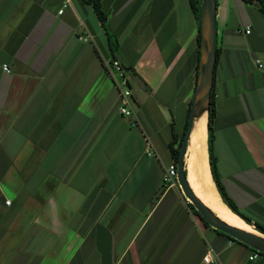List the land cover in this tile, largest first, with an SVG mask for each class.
Instances as JSON below:
<instances>
[{
	"label": "crops",
	"instance_id": "crops-1",
	"mask_svg": "<svg viewBox=\"0 0 264 264\" xmlns=\"http://www.w3.org/2000/svg\"><path fill=\"white\" fill-rule=\"evenodd\" d=\"M101 3L105 25L85 0H0V264H264L163 182L200 74L190 0ZM216 21L218 175L240 213L264 226V13L258 1L217 0ZM201 113L199 170L218 208L252 227L213 177L207 103L194 116L187 180L194 190Z\"/></svg>",
	"mask_w": 264,
	"mask_h": 264
},
{
	"label": "water",
	"instance_id": "water-1",
	"mask_svg": "<svg viewBox=\"0 0 264 264\" xmlns=\"http://www.w3.org/2000/svg\"><path fill=\"white\" fill-rule=\"evenodd\" d=\"M203 11H202V59L200 74L198 83L196 86L192 108L189 115V123L182 144L179 149V156L177 161L178 179L182 193L184 194L187 201L195 207L199 212L200 216L207 221L213 228L224 232L235 240L251 247L252 249L264 253V234H256L250 231L232 226L222 218H220L209 206H207L195 193L187 180L186 172L184 170L185 165V152L188 144V140L193 128L194 116L196 111L199 109V105L208 104L211 96V90L214 83L215 66L217 62V50H218V33H217V0H202ZM205 13L209 17V33H210V44L208 51L206 52V43L204 35L205 26ZM205 60V65H204ZM203 92V97L200 98L199 93ZM199 99L201 100L199 102ZM202 105V106H203Z\"/></svg>",
	"mask_w": 264,
	"mask_h": 264
},
{
	"label": "trees",
	"instance_id": "trees-1",
	"mask_svg": "<svg viewBox=\"0 0 264 264\" xmlns=\"http://www.w3.org/2000/svg\"><path fill=\"white\" fill-rule=\"evenodd\" d=\"M85 1L87 3H90V4L93 5V8H94L98 18L100 19L102 24L105 25L106 21H107V14L104 12V10L102 8L101 0H85ZM243 1H245L247 3H254L256 1L260 2L261 3V11L264 13V0H243ZM190 5L192 7V10L194 12V16H195V19H196L197 25H198V35H197L198 49H199L198 69H200V60H201V56H202V52H201L202 51V39H203V34H202V23H203V19H202V11H203L202 0H190ZM110 44H111V46L113 48H115V42L112 40L111 36H110ZM218 57H219V51L217 50V60H218ZM216 65H217V62H216ZM215 68H216V66H215ZM198 79H199V73L197 74L196 85L198 83ZM192 104H193V100L190 102V106H189V110H188L186 129H187V125L189 123V115H190V111H191V108H192ZM215 118H216V99H215L214 88L212 87L211 96H210V100H209V115H208V133H209V150H210L211 170H212L213 177H214V179H215V181L217 183V186H218V188H219V190H220V192L222 194V197L225 200V202L230 206V208L233 211H235L236 213L241 214L240 211L238 210L237 206L235 205V203L228 197L224 187L220 183L218 170H217V158H216V156H215V154L213 152L214 120H215ZM182 140H183V138L178 140L177 134L173 130V140L169 143V147H170L172 156H173L176 164H177V161H178L179 149H180ZM189 205L193 208V210H195V212L198 215H200L199 212L193 206V204L189 203ZM242 217L249 224H253L255 230L259 231L261 234H264V226L260 225L259 223H252L251 220L249 218H246L244 215H242ZM205 223L208 226H211L207 221H205ZM220 232L225 234L222 231H220ZM225 235L228 236L231 240L239 242V241L235 240L234 238L230 237L229 235H227V234H225ZM239 243H241V242H239ZM241 244H243V243H241Z\"/></svg>",
	"mask_w": 264,
	"mask_h": 264
},
{
	"label": "bare ground",
	"instance_id": "bare-ground-1",
	"mask_svg": "<svg viewBox=\"0 0 264 264\" xmlns=\"http://www.w3.org/2000/svg\"><path fill=\"white\" fill-rule=\"evenodd\" d=\"M209 29H210V27H209V17H208V14L205 13L204 35H205V43H206V48H205L206 52L208 51V47H209V44H210ZM199 95L201 97H203V92L201 91L199 93ZM202 105H200L198 111H200L201 109L204 108V105L203 106ZM205 131H206L205 130V118H204V115L201 113L196 119L195 130H194V134H193V137H192L193 147L191 148V157H190V160H189V164H190V175H189V178H190V182H191V184H192V186L194 188V191L198 195V197L207 206H209L212 210H214L216 213L221 215L220 214L221 210L218 208V205H217V204L220 203V200L218 199V196L216 195V193L214 191L212 183L207 178L206 172L199 170L200 162L196 161V160L203 161V156L200 155V154L199 155L194 154V146H197V145L199 146V144L204 140V136L206 135ZM196 156H197V158L199 156L200 159L199 158L197 159ZM201 165H202V163H201ZM198 170L200 171V173L198 174V177H197L195 172L198 171ZM229 224H231V223H229ZM231 225L232 226H236L238 228H241V227H239L237 225H234V224H231ZM244 230H246V229H244ZM247 231H249V230H247ZM252 233H254V232H252Z\"/></svg>",
	"mask_w": 264,
	"mask_h": 264
},
{
	"label": "built area",
	"instance_id": "built-area-1",
	"mask_svg": "<svg viewBox=\"0 0 264 264\" xmlns=\"http://www.w3.org/2000/svg\"><path fill=\"white\" fill-rule=\"evenodd\" d=\"M250 30L247 28L246 33H249ZM257 65L262 67L263 64L261 60L256 61ZM114 65L120 69V65L117 61L114 62ZM7 68V66H5ZM124 85H127V80H124ZM131 92L129 90H125L123 92V107L121 108V113L125 116H130L132 115V110L129 108V98H130ZM163 182L169 187H174V186H179V179H178V169H177V164H172L167 170L166 173L164 174L163 177ZM6 204L10 205L11 201L7 200ZM260 254V252L256 251L254 252L253 255L250 256V259H253L257 257ZM211 259L210 253L207 254V256L204 258L205 262H209Z\"/></svg>",
	"mask_w": 264,
	"mask_h": 264
},
{
	"label": "rangeland",
	"instance_id": "rangeland-1",
	"mask_svg": "<svg viewBox=\"0 0 264 264\" xmlns=\"http://www.w3.org/2000/svg\"><path fill=\"white\" fill-rule=\"evenodd\" d=\"M202 5H203V3H202ZM204 62H205V60H204ZM188 126V125H187ZM186 130L187 129H185V133H186ZM185 133L183 134V138H184V136H185ZM179 188H180V185L178 186ZM181 189V188H180ZM218 214V213H217ZM221 215V217L222 218H224L226 221H229L231 224H234V225H238V223L237 222H235V220H233V219H231L230 217H227L224 213H222V211H221V213H220ZM219 215V214H218ZM243 228H246L247 230H249V231H251V232H254L255 231V229H253L252 227H249V226H247V225H245V224H243ZM254 233H258V234H260L261 235V233H259L258 231H256V232H254ZM254 250V249H253ZM255 252H256V250H254ZM260 255H263L264 256V253H261L260 252Z\"/></svg>",
	"mask_w": 264,
	"mask_h": 264
},
{
	"label": "clouds",
	"instance_id": "clouds-1",
	"mask_svg": "<svg viewBox=\"0 0 264 264\" xmlns=\"http://www.w3.org/2000/svg\"><path fill=\"white\" fill-rule=\"evenodd\" d=\"M180 185V184H179Z\"/></svg>",
	"mask_w": 264,
	"mask_h": 264
}]
</instances>
